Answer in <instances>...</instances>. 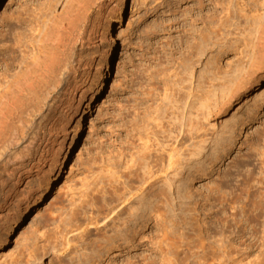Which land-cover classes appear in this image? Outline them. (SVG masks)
Masks as SVG:
<instances>
[{
  "label": "rangeland",
  "instance_id": "rangeland-1",
  "mask_svg": "<svg viewBox=\"0 0 264 264\" xmlns=\"http://www.w3.org/2000/svg\"><path fill=\"white\" fill-rule=\"evenodd\" d=\"M49 1L52 0H44L47 7L44 6L43 0H4L0 6V100L11 88H15L13 85L17 81V77L29 66L27 63L32 61L30 57L27 58L24 63L16 66L11 75L4 80L2 75L13 48L22 50L24 49L23 45L33 41L37 32L33 34L32 29L38 24V18L40 17H38L40 14L38 12L42 11L43 13L47 8L48 11L57 10V12H53L59 15L65 8L66 1L68 2V0ZM214 1L128 0L121 26H117L111 17V11L117 7L121 0H105L103 9L99 14L97 9L91 12L92 15L90 14L91 17H89L83 31L86 42L84 41L83 45L78 44L75 50V58L81 56L84 63L78 71L79 74L76 72L74 75L77 76V83H80V93H78L76 106L79 103L81 93L84 92L86 98L84 99V106L76 115L72 125L68 126L72 137L75 127L82 124L84 112H89L87 106L89 104L91 83L97 71L105 67L106 56L111 46H113L110 37H113L116 41V56L111 74L108 75L98 104L93 112L89 113L84 124V133L71 149L69 162H65L59 172L60 179L53 188L54 199L52 198L48 202L49 207L50 205L55 206V209L58 207L56 210L52 209V212L55 211V216L59 213L61 206L59 203L64 198L72 199L74 196L75 203L78 204L83 199L81 196L87 192L86 190L91 187H101L106 179L122 176L125 173L126 165L131 164V155L135 152L132 145L137 140L135 137L136 130L134 129L137 121L143 118L145 120V116L153 110L155 107L154 99L158 98L159 95L163 96V93H165L163 91L165 83L170 80L168 72L175 69L179 62L177 59H180V57L185 58L184 56L187 55L188 45L186 39H188L190 31L189 33L186 31L187 28L192 27L190 24L194 19L193 17L197 18V16L202 15L200 16L202 18H198L200 22L206 21V19L209 20L211 12L216 7L213 4ZM55 2L57 3L55 5L56 9H51V7H54L52 5ZM237 2L242 4L239 0L236 1V4ZM252 3H254V0H248L245 4L247 6L244 5L243 10L246 11V14L250 12L248 15L252 17L256 13H264L263 0L258 1L260 3L258 8H255L256 5ZM200 4L203 6H200ZM38 5H40V8L42 6L44 8L41 10ZM38 9L40 10L38 11ZM200 25V27H203L202 23ZM244 26L243 23L238 31L234 32V34L236 32L238 34L236 33L233 37L232 43L229 42L231 45L226 44L227 46L223 47L221 54L218 53L221 55L219 67L223 70L230 68V65L235 67L238 61L243 58V53L248 52L246 51L248 48L246 44L249 42L250 36H248L249 31L244 30ZM18 45H20V48ZM173 56L176 58H173ZM169 62L176 64L172 68L174 63L170 65ZM202 63L197 68L196 76L204 68L205 57ZM73 66L76 67V64ZM167 68L170 70H167ZM161 71L163 73L166 71V74L161 73ZM80 74L81 76H79ZM162 74L165 77L167 75L168 80L165 77L162 78ZM39 78L41 80V77ZM162 79L166 81L162 82ZM217 82H221V80ZM41 83L43 84L41 85ZM41 83L40 88L38 87V99L34 101V94H30L28 91L25 97L30 105L38 104L39 110H46L45 101L48 99L49 104L52 103L54 95L47 96V87L43 81ZM261 91H264V81L262 82ZM255 93L257 92H252L248 98H242L240 101L233 103L224 116L213 121L212 124H215L218 129L226 122H233L234 114L238 109L239 112L242 111L241 114L244 115V118H247L248 109L252 107L257 95ZM71 105H73V102H71ZM39 110L38 117H33L34 114L31 112L33 110H30L20 112L12 120V126L14 129L17 128L15 129L17 131L20 128L22 136H15L17 141L15 142L16 145L13 144L10 149L11 157H19L21 153H24V147L31 142L32 133L36 126L39 129L42 120ZM22 127H24V132ZM12 134L8 136L9 142L15 138ZM64 135V132L60 131L50 141L41 138L38 145L35 146V149H38L39 152L43 151L45 153V163L40 166L43 171L41 176L44 177L49 174L54 162L62 159L61 143ZM143 135L145 134L143 133ZM210 136L207 152L208 154H214L215 146H213L211 139L215 140L216 134ZM18 138H20V143H18ZM42 141L43 144L40 145ZM225 143L231 144L230 153L226 155L221 152L220 161L214 167L212 175L199 178L198 174L192 176L186 174L184 178L187 180V190L178 189V183L173 185L174 188L169 193L171 204H169L166 222L165 220L163 222L154 221L149 228H143L140 235L135 239L137 247L135 251H128L124 248V245L121 249H104L94 252L92 240L96 238V231H94V227L89 226V230H93V232L88 234V238L85 240L81 238L71 239L70 246L66 247V252L58 247L59 249H56V251L50 250L47 255H42L36 249L39 248V245L44 244L40 239L44 234H46L45 236H51L55 242L59 241L57 242L59 246L63 244L64 240L67 241L62 236L67 233L63 228L67 227L64 226L66 223V225L70 224V212L75 207L74 204H70L68 212H63L62 221L57 220L56 223L50 221L52 218H48L53 215L50 209V211L44 210L42 215L38 217H32L23 226L22 232L24 234H21L22 232L17 226L22 223L24 215H21L13 225L8 224L7 229L1 230L0 264H210L212 261L209 257L211 253H209L208 246L211 242L215 243L216 241L215 245L220 249L219 253L229 252L228 258L230 261L228 264H264V188L258 191L256 188L252 190L250 188L252 185L264 182V175H261L262 166L255 161L256 151L248 146L249 143H255L256 147L264 150V107L259 111L258 119L252 124L241 127L235 140H230L229 135H227ZM194 164L198 165V163ZM238 165H241V167L237 168ZM194 170L192 168V171ZM1 171H5L4 167H2V170L0 169ZM170 176L173 178L174 175L171 174ZM42 178L39 179L37 175H34L24 183V189L32 184L35 192V197L30 199V208L25 211V214L31 213V210L37 208L41 203L43 197L40 198L39 196L44 192ZM214 184H218L220 189L213 188ZM210 189H214L212 191L216 192L215 195L211 193ZM209 194L216 199L208 201L206 198L205 200V197ZM224 221H230L231 228L228 232H225L222 226ZM37 227H40V232H38L40 235L35 234L34 236L33 231ZM210 227L216 228L217 233L211 234V231L207 230ZM57 228L60 231L62 228L64 234L60 236L57 233V235ZM201 229L204 230L205 236L208 238L207 243H205L207 248L205 250L201 248ZM47 230L48 232H46ZM144 233H150L152 242L148 246H144V241L141 239ZM68 236V239L73 237L72 235ZM53 240L52 242H54ZM60 249L61 251H59ZM33 252L34 254H32ZM82 253H85V255ZM29 254L35 255V257L29 256ZM221 255L222 253L219 254V256ZM218 260L216 264L223 262L225 259ZM225 264H227V261Z\"/></svg>",
  "mask_w": 264,
  "mask_h": 264
},
{
  "label": "bare ground",
  "instance_id": "bare-ground-1",
  "mask_svg": "<svg viewBox=\"0 0 264 264\" xmlns=\"http://www.w3.org/2000/svg\"><path fill=\"white\" fill-rule=\"evenodd\" d=\"M3 1L0 0V6ZM236 1L215 0L213 4L216 7L211 15L209 14V20L206 19V21L200 22V19H198L202 16L200 15L197 18L193 17L192 22L190 21V25L194 27H191V30L187 28V31L185 29L188 33L190 31L189 37L186 35L188 37L186 39L188 45L187 55L184 56L185 58L180 57V59H177L179 62L176 61L178 63L175 69L168 72L169 82L165 83L164 90L160 87L165 93H163V96L158 93L159 96L154 99L155 107L150 111L151 113L149 112L145 116V120L143 118L137 121L134 128L137 140L132 145L135 152L131 155V164L126 165L125 173L122 176H114L115 178L109 177L110 179H106L104 183L102 182L101 187L88 188L89 190H86L87 192L85 191L86 193L81 196L83 199L78 204L75 203L74 196L72 199L64 198L59 203L61 204V212L59 210L56 216L55 211L52 212L55 206L50 205L49 207L48 202L52 198L54 199L53 188L60 179L59 172L65 162H69L70 151L84 133V124L87 117L96 108L108 75L111 74L116 56V41L113 37H110L113 46H111L106 56L105 67L97 71L91 83L89 104L87 106L89 112H84L82 124L75 127L72 137L68 126L72 125L76 115L84 106V99L86 98L84 92L81 93L79 103L76 106L78 93H80V83H77V76L74 75L82 67L83 59L81 56L75 58V50L78 44L83 45L85 41L83 31L89 17H91L90 14L92 15L91 12L97 9L99 14L103 9L105 0H68L59 15L56 13L57 10L48 11L47 8L45 9L47 12H38L43 15L39 14L38 24L35 28H30L33 34L37 32V35H33L35 38L31 43L27 41L28 44L23 45L24 49L13 48L8 61L6 59V69L2 75L5 80L11 75L16 66L24 63L29 57L32 59L27 63L29 66L17 77V81L13 85L15 88H11L0 100V169L2 170V167H4L5 170L4 172L1 171L2 173L0 172V231L7 229L8 224L13 225L21 215H24L22 223L17 225L20 232H22L23 226L32 217H38L42 215L44 210L50 211V209L54 216L51 213L50 216L53 217L51 216L48 219L52 218L50 221L53 223H56L57 220L62 221L63 212L68 210L70 204H74L75 207L71 209V212L69 211L71 213L69 226L63 222L64 226H67L63 228L67 233L62 236L67 239V241L64 240L66 244L64 241L62 242L65 248L63 244L59 246L57 243L59 241L56 240L57 242H55L51 236H45L46 234L42 236V234L40 239L44 244H41L42 246L38 244L39 248L36 249L38 252L45 256L50 250L56 251L60 247L66 252V247L70 246L71 239L81 238L85 240L88 238V234L93 232V230H89V226L94 227V231H96V238L92 240L94 252L104 249H121L124 245V248L128 251H135L137 248L135 239L140 235L143 228H149L154 221L163 222L166 219L169 204H171L169 193L174 188L173 185L178 183V189L187 190L188 184L184 178L186 174L187 176L198 174L199 178L212 175L214 167L220 161L221 152L226 155L230 153L231 144L225 143L227 135H229L230 140H235L238 130L258 119V113L264 107V91H261L262 82L264 81V13H256V15L253 14L254 16L251 15L252 17H250L248 15L250 12L246 14V11L243 10L248 0H239L242 4L240 2L236 4ZM258 1L254 0V3H252L256 5L255 8L260 5ZM45 2L44 6L46 5ZM127 3L128 0H121L117 7L111 11V17L117 26H121L123 23ZM202 4L200 6H203ZM55 5H57L56 2L51 9H56ZM38 7L40 8V5ZM42 8L44 7L42 6ZM42 8L40 9L42 10ZM53 11H56L55 14ZM201 23L203 27H200ZM243 23L245 25L244 30L249 31L248 36H250L248 43L246 39V46L249 49H245L248 52H242L244 56L235 67L230 65V68L223 70L219 67L221 50L230 41L232 43V39L237 33L234 34V32L238 31ZM231 43L229 44L231 45ZM219 52L220 54H218ZM204 57L206 59L204 68L196 76L197 68L203 64ZM173 58L176 57L173 56ZM172 63L169 62L170 65ZM72 64H76V67ZM175 64L172 65V68ZM167 70L170 69L167 68ZM162 71L161 73H163ZM163 74L161 75L162 78L165 77ZM39 77H41V80ZM168 78L166 79L168 80ZM218 80H221V82H217ZM42 81L47 87V96L54 95L52 103L49 104L48 99L45 101L46 110H39L38 104L30 105L25 97L28 91L30 94H34V101L38 99V87L43 84ZM163 81L164 79H162ZM260 91L261 93H259ZM252 92H257L255 93L257 95L252 107L248 109L247 118H244V115L241 114L242 111L239 112L238 109L234 114L233 122H226L218 129L215 124H212L213 121L224 116L233 103L240 101L242 98H248ZM71 102H73V105H71ZM30 110H33L31 111L34 114L33 117H38L39 110V115L42 117L39 129L36 126L32 133L31 142L24 147V153H21L19 157H11L10 149L13 144L16 145V137L22 136L20 128L21 133L12 126V120L20 112ZM60 131L65 134L61 143L62 159L55 161L52 170L43 177L41 176L43 171L40 166L45 163V153L43 151L39 152L38 149H35V146L38 145L41 138L50 141ZM11 133L15 134H12L13 137H16L14 140H11V137V142H9L8 136ZM215 134V140L211 139L213 146H215V152L214 154H208L207 144L210 135ZM20 138H18V141ZM42 144L43 141L40 145ZM248 146L256 151L255 161L262 166L261 175H264V150L256 147L255 143H249ZM194 163H198V165ZM240 167L241 165L237 166V168ZM192 168L195 170L192 171ZM171 174L174 175L173 178H171ZM34 175H37L39 179L43 177L44 192L39 196L43 198L37 208L31 210V213L25 214V211L30 208V199L35 197V192L32 184L25 189L23 186L25 181ZM123 179L124 181H122ZM213 188L220 189V186L214 184ZM250 188L251 190L256 188L257 191L263 189L264 182H259L258 185H252ZM212 190L214 189H210L211 193L215 195L216 192ZM206 198L208 201L216 199L212 198L210 194L205 197V200ZM57 224L59 225V223ZM222 226L225 232H228L231 228L230 221H224ZM40 227L34 229V233L32 232L34 236L39 234ZM63 230L61 228L60 231L57 228L56 234L58 233L61 236L64 234ZM204 230L201 229L200 233L202 235V250L207 249L205 243L208 240ZM207 230L211 231V234L217 233L216 228L210 227ZM21 234H24V232ZM68 235L73 237L68 239ZM141 239L144 241V246H148L152 242L150 233H144ZM216 242L207 245L210 249L209 253H211L209 257L212 262L210 264H216L218 257L219 260L225 259L221 262L222 264H225L226 261L228 264L230 261L228 258L229 252H221L222 255L219 256L221 253H219L218 246L215 245ZM32 254H29V256ZM82 254L85 255V253ZM32 256L35 257V255Z\"/></svg>",
  "mask_w": 264,
  "mask_h": 264
}]
</instances>
